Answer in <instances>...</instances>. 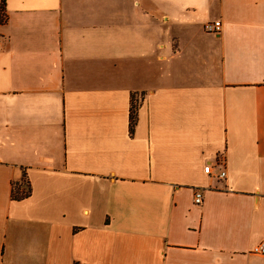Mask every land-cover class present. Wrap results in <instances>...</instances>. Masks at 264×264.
I'll list each match as a JSON object with an SVG mask.
<instances>
[{"label": "crops", "instance_id": "obj_1", "mask_svg": "<svg viewBox=\"0 0 264 264\" xmlns=\"http://www.w3.org/2000/svg\"><path fill=\"white\" fill-rule=\"evenodd\" d=\"M0 16V264H264V0Z\"/></svg>", "mask_w": 264, "mask_h": 264}, {"label": "trees", "instance_id": "obj_2", "mask_svg": "<svg viewBox=\"0 0 264 264\" xmlns=\"http://www.w3.org/2000/svg\"><path fill=\"white\" fill-rule=\"evenodd\" d=\"M2 16H0V22L2 21ZM140 106L139 98H137L134 94L131 97V108H130V130L131 133L134 131L135 125L137 123V114ZM31 186L29 181L25 178L22 179V183H13L12 187V197L14 199H23L30 195Z\"/></svg>", "mask_w": 264, "mask_h": 264}, {"label": "built area", "instance_id": "obj_3", "mask_svg": "<svg viewBox=\"0 0 264 264\" xmlns=\"http://www.w3.org/2000/svg\"><path fill=\"white\" fill-rule=\"evenodd\" d=\"M204 29L208 32L218 33L222 29V22L220 19L210 20L204 23ZM205 172H212V165L207 164L205 166ZM226 175L225 171H221L219 176L223 177ZM204 198L203 190L197 189L194 194V202L196 204H202ZM254 254L264 255V240H262L259 244L255 245L252 249Z\"/></svg>", "mask_w": 264, "mask_h": 264}]
</instances>
